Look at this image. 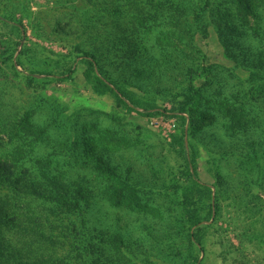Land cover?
I'll use <instances>...</instances> for the list:
<instances>
[{"label": "rangeland", "instance_id": "obj_1", "mask_svg": "<svg viewBox=\"0 0 264 264\" xmlns=\"http://www.w3.org/2000/svg\"><path fill=\"white\" fill-rule=\"evenodd\" d=\"M150 1L0 0V160L27 168L37 180L46 170L73 189L94 185L80 201L83 212H55L68 229L50 230L48 215L53 219L50 212L64 206L47 193L45 199L15 196L0 183L5 220L41 218L45 233L57 232L52 244L44 243L53 264L61 256L72 264H264V80L250 82L247 65L225 54L219 17L208 9L217 0H186L184 25L194 40L173 39L189 54L175 60L194 71L165 67L172 52L169 9L166 18L146 14ZM221 1L238 16L234 38L256 56L258 45L264 48V0H248L249 13ZM117 22L138 53L127 51L126 40H103ZM100 65L138 105L116 104L112 93L95 88L88 75L100 76ZM190 94L189 111L180 112L179 101ZM182 131L184 146L174 139ZM25 132L34 144L22 143ZM87 145L138 188L137 200L118 203L116 181L97 173ZM19 237L0 225L2 244L12 240L19 247L27 241ZM85 238L95 252L83 247ZM0 250L4 258L12 251L9 245Z\"/></svg>", "mask_w": 264, "mask_h": 264}, {"label": "trees", "instance_id": "obj_2", "mask_svg": "<svg viewBox=\"0 0 264 264\" xmlns=\"http://www.w3.org/2000/svg\"><path fill=\"white\" fill-rule=\"evenodd\" d=\"M229 1L236 4L237 12L249 13L253 11V8L251 9L248 0ZM185 2L186 0H152L149 2L151 3V5H149L146 14H151L152 11H155L154 13L156 17H160L161 15L162 18H166L164 15H162V13L164 12V7H167L169 9V18H171L172 26L170 32L166 33V38L169 39L167 45L172 46V52L171 56L167 58L169 61L164 62L163 57V62L165 63L164 66L181 67L182 69H187L186 71L189 72L194 70H191L185 65L186 61L184 64L181 65L178 60H175L176 56H185L186 58L189 57V54L182 52L180 46L178 45L180 43H184L186 45H188V43L192 44V41L194 40V38L191 36L192 34L189 33L188 25H186V27L184 25V16H187L186 14L188 12ZM206 3L207 4H202L199 6L200 12L196 11V17H200V13L207 10V6L209 5V3ZM136 9L138 10V8ZM139 9H141V11H145L144 8L142 9L139 7ZM208 9L209 11L215 12L216 16L219 17V19H217L215 22L216 32L225 54L234 62H237L240 65H247L244 66V69L250 71V73L252 74L250 82L254 83L260 80H264V48L258 45L257 55L254 57H251L250 55L248 56L244 52L243 45H240L239 42L234 38L233 33L239 29V24L236 22L238 16H234L233 14H231L228 8L223 6L221 0H217L216 3ZM261 9H263L262 6L260 10ZM254 15L256 19L261 21V18L263 16L261 13H255ZM145 19H148L146 15ZM142 22L144 24L143 20ZM126 30L127 28L124 27L123 23L117 22L114 25L113 32L108 33L106 37L104 36L103 40H111V36L113 37L112 39L116 37L118 39L126 40L125 43L127 45V51L129 50L130 52H133L132 55H134L135 53H138V48L136 46L137 44H135L134 42H132V40L125 36V34H127ZM259 30L260 29L258 28V30L254 32V34H256V37H258L257 43L262 42V39L259 36H262L261 32H263L262 30L264 29H262L261 31ZM174 38L177 39L179 44L174 43ZM249 54L251 53L249 52ZM88 55L91 56L92 59L97 61L96 53L89 52ZM88 63L91 66L92 62L88 61ZM98 69L100 76L94 73L88 75V78L91 79L95 88L102 92L112 93L115 97L116 104H123L126 106L127 100L132 105H138V102L133 99L129 91H127L123 86H121L117 80L109 78V76H107L106 71L102 69L101 65ZM196 72L197 71H195V73ZM107 81L113 85V88L108 84ZM191 98L192 94L187 95L185 98H183V100L179 101L180 106H178V109L180 110V112H185L186 110L189 111V100H191ZM233 111L236 113L235 109ZM182 119L184 118L182 117ZM41 131H35V137L40 136ZM11 132L14 133L15 131L12 130ZM174 139L178 141L181 146H184L183 131L180 133L179 136H174ZM20 140H22V143H30V141H32V144H34L33 138L27 135V132H25V136L21 137ZM87 147L89 148V151L94 153L92 166L95 168L97 173L99 175L105 176L107 179L116 181L118 189H115L114 191L118 192V203L129 204L130 202L137 200L138 188L129 180L120 179L118 170L115 166H113L114 164H112L110 160L104 156V153L94 151L92 148H90L91 146L87 145ZM38 163L41 166L46 163V160L43 159ZM40 178V180H37V178H35L27 168H23L22 170L19 169L17 166L14 165V163L11 162L10 159H8V161L0 160V183L8 187L11 190V193H13L15 196L21 194H28L30 192L35 197L38 196L37 198L45 199L47 193L50 202L56 204L57 207L64 206L63 210L54 208L55 211L52 210V212H50L54 216L53 219L50 215H48L47 222L51 223L50 230H52L53 228H57L58 230H63V228L68 229L70 224L68 222L64 223L62 218L59 217V215L56 216L57 213L55 212L63 211V214L66 215H70L76 210H78L79 213L83 212V208L80 204V201L84 199V196H91V192L94 191V185L85 184V189L82 187H80V189H73L72 185L67 184V182L62 176H58L56 174H48V171L46 170H42ZM42 179H44L45 181H42ZM119 185H121V188L119 187ZM8 203L10 204L11 201ZM193 211L194 209H190V207H188V212L190 213V216L192 217V215H194V220L192 222H194L195 225V222H197L198 220L196 219V214H192ZM6 215L7 214L3 212V209L0 206V225L5 226L6 228L8 227V229H11L12 231L18 232L21 235V237H19V240L25 238L27 239V241L23 242L19 247L13 245L14 242L12 240H4L6 244H2L0 242V248L2 250L4 249V247L7 248L8 245L11 247L12 250L5 258L3 257V255H1L0 260H4L5 264H16L19 259L20 262H18L17 264H53L49 262L50 258L45 256L44 243L48 241L49 244H52L53 240L58 238L57 232H55V234L49 235L45 233L43 230L44 228L42 226L44 222L41 218L38 221L33 219L27 220L26 222H21V224H16V222L12 224V219L9 218L8 220H5ZM2 222H4V224H1ZM40 237H43L41 241ZM86 237L89 236L86 235ZM115 238L118 241L117 245L122 246L123 244L121 243L124 240L123 235L118 233L116 234ZM87 240L88 239H86V241L84 242L83 247H87L88 245L89 252H95V248L97 246H94L91 241L87 242ZM68 249L70 251V247ZM65 258V256H61L60 262L57 264H66V261L68 260H65ZM71 259L72 258H70V260ZM111 259L112 256L110 255L108 257V263L111 261ZM98 261L99 260H95L94 263L98 264ZM68 263L72 264L73 261H68ZM117 264H120V262H118Z\"/></svg>", "mask_w": 264, "mask_h": 264}]
</instances>
